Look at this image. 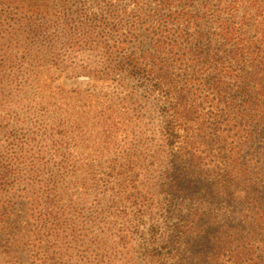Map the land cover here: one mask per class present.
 I'll return each mask as SVG.
<instances>
[{
    "label": "rangeland",
    "instance_id": "rangeland-1",
    "mask_svg": "<svg viewBox=\"0 0 264 264\" xmlns=\"http://www.w3.org/2000/svg\"><path fill=\"white\" fill-rule=\"evenodd\" d=\"M91 1L85 14L101 6ZM187 1L194 11L206 0ZM81 6L0 0V264H148L160 104L140 84L93 74L88 48L62 47ZM144 22L118 34L133 51L148 45Z\"/></svg>",
    "mask_w": 264,
    "mask_h": 264
},
{
    "label": "trees",
    "instance_id": "trees-1",
    "mask_svg": "<svg viewBox=\"0 0 264 264\" xmlns=\"http://www.w3.org/2000/svg\"><path fill=\"white\" fill-rule=\"evenodd\" d=\"M97 1L85 14L82 0L65 22L62 47L88 48L93 74L140 84L160 104L147 263L264 264V0H206L194 11L152 0L144 14L139 0ZM135 17L145 19L143 51L118 35Z\"/></svg>",
    "mask_w": 264,
    "mask_h": 264
}]
</instances>
